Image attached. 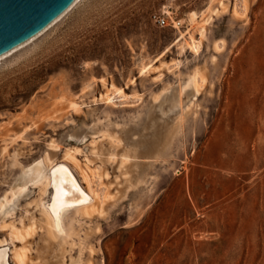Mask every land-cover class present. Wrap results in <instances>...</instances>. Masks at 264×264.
<instances>
[{"label":"rangeland","instance_id":"obj_1","mask_svg":"<svg viewBox=\"0 0 264 264\" xmlns=\"http://www.w3.org/2000/svg\"><path fill=\"white\" fill-rule=\"evenodd\" d=\"M192 13L210 14L198 53L176 43ZM111 85L125 97L107 103ZM69 149L99 169L101 204L71 210L64 241H50L53 187L27 182L12 156L26 171ZM14 192L27 193L0 214L10 264L16 247L26 264H264V0H80L0 59V201Z\"/></svg>","mask_w":264,"mask_h":264},{"label":"bare ground","instance_id":"obj_2","mask_svg":"<svg viewBox=\"0 0 264 264\" xmlns=\"http://www.w3.org/2000/svg\"><path fill=\"white\" fill-rule=\"evenodd\" d=\"M79 1L80 0H77L70 9L75 7V5ZM220 3L222 2L220 1ZM66 13L54 23L58 22L63 16L66 15ZM189 19V21L193 25V30H195L194 33H191L189 35L187 33L180 32L176 43L180 44L182 50L188 49L194 53H198L200 46L199 44H201L203 39L205 38V32L207 31V25L209 24L210 14L204 16L202 15L201 18L198 19L197 16L192 13ZM195 33L198 34L197 37L195 36ZM41 34H39L38 36H40ZM38 36H36L35 38H37ZM35 38H33L32 40H34ZM30 41L0 56V59L10 55L12 52H15L20 47H23L24 45L28 44ZM150 68V64L145 65L141 68L140 72H146ZM205 74L206 71L204 69H197L194 71V74H191L188 77V80L190 81L188 86L193 91V95L196 96L199 92L200 87H202L203 80H200V78L203 79L205 77ZM109 90L111 91V93L107 95L106 99H104L107 103L113 101L116 96H119L120 98L125 97V92L122 88H118L114 85H111ZM183 92L184 91L180 93ZM71 108L76 109V111H80V108L82 107L79 103L73 102L71 104ZM185 112L186 111H182V114H184ZM173 125V127H170L169 130L170 135L173 134L177 128V125L175 123ZM106 130L108 131V129H105V131ZM136 152V150L130 149L123 151L121 153L122 165L128 166L130 161L136 158ZM12 157V166L20 167L23 171L22 174L25 175L26 173L27 182L48 179L47 182L49 183V186L53 187L51 200L44 203V208L46 211L44 221L48 231V239L50 241H54L58 237L62 238V242L64 241V235L67 234L65 232L64 220L66 219L67 215L71 212V210L77 208V206L82 205V213L88 214L90 212H93L94 208L97 205L100 206L101 195L98 193V188L94 187L96 175L100 171L98 168H94L92 167V165L82 163L80 160H78L75 156V151H72L70 149L67 150L64 155V161H61L57 164H53L55 160V154L52 152H48V155H46L44 158H42L40 161H38L26 171L19 164L17 154H14ZM23 184L26 186V183ZM26 193L27 192H14L11 198L7 196L2 198L0 201V214L2 216H5L4 214L7 211H16L19 206L20 199L24 197ZM32 224H34V222H32L30 226ZM73 225L70 224V230H74ZM12 232L13 233L10 237L11 241H23V234L30 235V233L32 232V228L26 231H24V229H19L16 231L13 230ZM1 244L2 243L0 241V264H10L9 249L8 247L2 246ZM12 258L15 261V264H26L28 259L27 250H25L24 247H16L15 249H13ZM59 264L64 263L60 262Z\"/></svg>","mask_w":264,"mask_h":264},{"label":"water","instance_id":"obj_3","mask_svg":"<svg viewBox=\"0 0 264 264\" xmlns=\"http://www.w3.org/2000/svg\"><path fill=\"white\" fill-rule=\"evenodd\" d=\"M77 0H0V56L32 40Z\"/></svg>","mask_w":264,"mask_h":264},{"label":"built area","instance_id":"obj_4","mask_svg":"<svg viewBox=\"0 0 264 264\" xmlns=\"http://www.w3.org/2000/svg\"><path fill=\"white\" fill-rule=\"evenodd\" d=\"M152 17L155 23L161 27L172 26L173 28L178 29L184 26L183 19L177 16L156 13L153 14Z\"/></svg>","mask_w":264,"mask_h":264}]
</instances>
